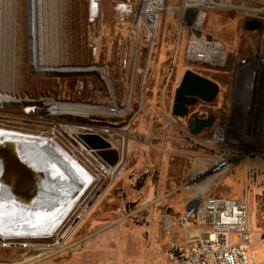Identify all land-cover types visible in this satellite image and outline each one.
<instances>
[{
  "label": "rangeland",
  "instance_id": "rangeland-1",
  "mask_svg": "<svg viewBox=\"0 0 264 264\" xmlns=\"http://www.w3.org/2000/svg\"><path fill=\"white\" fill-rule=\"evenodd\" d=\"M176 2L167 0L166 5ZM95 3L97 13L90 20L89 0H64L62 47L52 57L61 68L43 73L39 56H31L28 0H22L23 63L12 87L16 101L0 104V128L53 138L94 182L53 238L0 240V264H168L164 217L183 212L189 194L181 186L193 157L211 155L209 148L214 146L208 140L215 127L225 128L239 148H254L249 155L241 153L244 157L236 160L212 194L224 190L232 192L231 197L247 199L252 213L248 258L264 264V220L257 200L264 192V80L251 87L248 74H264V32L246 31L245 17L239 12L207 9L204 31L221 43L226 54L224 65L214 67L185 57L190 32L179 25L178 12L163 13L151 47L143 32L136 31L131 13L122 7L135 9L140 1ZM38 16L35 10V27ZM187 70L219 86L216 99L207 106L223 105L225 113L204 134H190L185 118L171 116L175 89ZM31 96L85 105L108 104L114 97L118 106L127 108L126 115L110 120L108 128L100 126L108 119L91 114H64L46 122L23 113V100ZM79 126L99 128L113 147L120 148L123 163L113 177L66 130ZM106 236L115 243L110 249ZM44 248L49 251L40 253ZM25 256L29 258L23 260Z\"/></svg>",
  "mask_w": 264,
  "mask_h": 264
},
{
  "label": "built area",
  "instance_id": "built-area-1",
  "mask_svg": "<svg viewBox=\"0 0 264 264\" xmlns=\"http://www.w3.org/2000/svg\"><path fill=\"white\" fill-rule=\"evenodd\" d=\"M137 1L140 3L135 9H126L125 5L122 7L131 13L136 31L143 32V39L148 46L152 47L154 44L163 13L178 12L181 14L179 25L190 32L185 57L190 62L205 63L214 67L224 65L226 54L221 43L215 38L208 37L204 31L207 9L236 11L245 17V21L253 19L264 25V0H173L178 2L173 6H167V0ZM92 69L96 68H88ZM248 74L251 87L258 83L263 84L262 72L251 71ZM23 102L25 115H37L46 122H54L60 118V115L56 117L49 111L51 106L58 102L53 98L31 96L25 98ZM89 106L95 111L91 115L108 119L104 125H100L102 128H108L112 124L110 120H119L126 115V107L118 106L114 97H111L108 104ZM68 128L74 129V135H71L73 137L94 134L110 142L99 128L87 129L80 126ZM208 144L214 146L209 148L211 155L203 158L193 157L190 173L181 186V189L189 194V199L179 219H164L168 233L174 229L178 230V235L167 243L168 264H253L248 258L252 213L247 199L217 196L212 192L235 166L236 160L244 157L241 153L249 155L254 148L250 146L246 149L239 148L235 141L228 138L227 130L223 127L212 129ZM115 149L119 154L118 161L121 160L122 165L123 153L120 148ZM101 167L104 168L102 165ZM104 171L109 174L107 170ZM262 184L264 186V174Z\"/></svg>",
  "mask_w": 264,
  "mask_h": 264
},
{
  "label": "bare ground",
  "instance_id": "bare-ground-1",
  "mask_svg": "<svg viewBox=\"0 0 264 264\" xmlns=\"http://www.w3.org/2000/svg\"><path fill=\"white\" fill-rule=\"evenodd\" d=\"M89 1L91 20V17L97 13V5L95 0ZM63 4L64 0H28L25 13L28 35L31 34L33 40L31 56H39L38 63L43 73L61 68L59 62L52 57H57L62 47ZM35 10L39 14L37 27L33 23ZM22 11V0H0L1 105L16 101L12 87L18 76L19 67L23 63ZM30 24L33 29L31 31ZM47 54L51 55L49 59L44 58ZM99 71L104 72L102 69ZM49 111H52L56 117L64 114L87 115L95 112L89 105L70 103H56ZM66 130L71 134L74 133V129L66 128ZM0 142L14 143L22 148L25 157L37 171L49 174L45 178L41 200L37 203L20 204L7 195L0 184V240L29 241L53 238L94 182L93 176L53 138L0 128ZM120 161L108 168L112 177L121 169ZM48 251V248H44L40 253ZM28 258L25 256L23 260Z\"/></svg>",
  "mask_w": 264,
  "mask_h": 264
},
{
  "label": "water",
  "instance_id": "water-1",
  "mask_svg": "<svg viewBox=\"0 0 264 264\" xmlns=\"http://www.w3.org/2000/svg\"><path fill=\"white\" fill-rule=\"evenodd\" d=\"M246 21L245 29L249 31L258 29L261 24L253 19ZM218 92L219 86L212 80L191 70L185 71L175 89L171 116L176 119L184 118L188 114V108L195 106L198 100L210 104L216 99ZM213 123L212 116L195 117L190 133L199 135L203 130L211 128ZM75 140L103 167L108 169L118 162V151L101 136L81 134L75 137ZM48 175L37 171L31 165L22 148L14 143L0 142V184L4 192L20 204L37 203L41 200L43 185Z\"/></svg>",
  "mask_w": 264,
  "mask_h": 264
},
{
  "label": "flooded vegetation",
  "instance_id": "flooded-vegetation-1",
  "mask_svg": "<svg viewBox=\"0 0 264 264\" xmlns=\"http://www.w3.org/2000/svg\"><path fill=\"white\" fill-rule=\"evenodd\" d=\"M246 23H247V21H245L244 24H243L244 25V29H245ZM245 30L250 32V33L260 34L261 32L262 33L264 32V25L261 23L260 27L258 29H256V30H252V31H249L247 29H245ZM222 80H223L224 83L228 82L226 77H223ZM224 98L225 97L223 96L222 100H224ZM173 99H174V96H173ZM207 105L208 104L203 103L200 100H198V102H197V104L195 106H192V107L188 108V114L184 118L186 119V124H187L189 132L192 129V126H193L192 122H193V119L195 117L205 118V117H208V116H212L214 118V123H213V125H214L216 121H218L219 119H221L224 116L225 109H224L223 105L216 106V107L215 106L211 107V106H207ZM171 109H172V106H171ZM199 110H200V112H199ZM202 110L203 111L205 110L206 113L201 112ZM203 115H205V116H203ZM207 130L208 129L203 130L202 133L204 134Z\"/></svg>",
  "mask_w": 264,
  "mask_h": 264
},
{
  "label": "crops",
  "instance_id": "crops-1",
  "mask_svg": "<svg viewBox=\"0 0 264 264\" xmlns=\"http://www.w3.org/2000/svg\"><path fill=\"white\" fill-rule=\"evenodd\" d=\"M233 195V193L232 192H228V191H226V194H225V191L224 190H222V191H220V194L219 195H217V196H225V197H231ZM234 198H238V197H234ZM184 210V209H183ZM177 216H179V215H174V214H171V213H168L165 217H164V219L165 218H174V217H177ZM162 227H164V230H165V232L168 234V242L172 239V237H174V236H177L178 235V230L177 229H174V230H172V232L171 233H168L167 232V225H166V223L164 222V220H163V224H162ZM106 229L107 228H103V230H105L106 231ZM104 232V231H103ZM107 237V236H106ZM108 237H109V235H108ZM108 237L106 238L107 239V241H106V243H107V245L109 246H107V248L108 249H110L113 245H115V243H113L112 244V242L111 241H108ZM108 242H111V244H109ZM90 261H93V260H90ZM96 261V260H95ZM252 263L254 264V262L252 261Z\"/></svg>",
  "mask_w": 264,
  "mask_h": 264
},
{
  "label": "trees",
  "instance_id": "trees-1",
  "mask_svg": "<svg viewBox=\"0 0 264 264\" xmlns=\"http://www.w3.org/2000/svg\"><path fill=\"white\" fill-rule=\"evenodd\" d=\"M257 200L259 201V211H260V216L264 220V192L257 196Z\"/></svg>",
  "mask_w": 264,
  "mask_h": 264
}]
</instances>
